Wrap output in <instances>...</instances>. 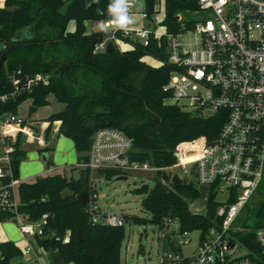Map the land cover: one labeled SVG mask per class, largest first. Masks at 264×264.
Here are the masks:
<instances>
[{
	"label": "trees",
	"instance_id": "trees-1",
	"mask_svg": "<svg viewBox=\"0 0 264 264\" xmlns=\"http://www.w3.org/2000/svg\"><path fill=\"white\" fill-rule=\"evenodd\" d=\"M64 1H3L0 55L4 53V60L0 65V94L13 89L11 78L19 87L36 73L46 75L47 82L37 80L29 90L0 103V113H16L17 106L27 99L34 107L46 105L47 96L51 94L64 106L45 119L49 123L44 131L49 132L52 122L59 121L56 133L71 139L78 163L87 159L92 132L103 126L115 127L130 136L133 141L130 157L155 166L174 162L172 152L179 141L198 135L211 138L216 134L224 121L225 110L200 116L166 102L171 94L164 85L172 67L165 62L163 36L155 38L150 34L147 44L142 45L119 28L87 33L84 20L94 22L106 18L111 0L89 5L85 0H72L61 15L57 9ZM154 2L143 0V12L148 19L154 12ZM163 8L160 24L166 32H173L178 27L177 13L195 9L196 1L163 0ZM69 20L75 22L72 31L66 29ZM111 31L115 37L131 43L132 48L121 50L115 46L109 52L95 50ZM145 56L158 64L146 62ZM63 65L66 69L60 71ZM12 145L9 163L0 176V190L12 178L18 179V164L25 156L20 133ZM117 173L104 170L106 178ZM88 178L89 170L79 167L76 177L61 172L36 176L31 182H19L16 213L29 222L46 215L42 232L34 233L33 237L38 246L56 250L62 263L120 264L123 226L91 223L84 205L73 202L78 193L88 191ZM134 191L145 194L141 205L150 218L124 216L125 220L138 224L149 221L162 229V219L171 217L177 219L180 231L205 230L213 223L216 202L212 193L207 195L204 214L189 211L188 202L198 196V189L190 181L173 183L167 173L157 172L152 187L142 184ZM261 208L262 204L256 213L258 217ZM9 219L15 221V213L0 208V221ZM246 242L256 250L250 235ZM0 250L3 264H9L11 258L20 254L10 240H0Z\"/></svg>",
	"mask_w": 264,
	"mask_h": 264
},
{
	"label": "built area",
	"instance_id": "built-area-1",
	"mask_svg": "<svg viewBox=\"0 0 264 264\" xmlns=\"http://www.w3.org/2000/svg\"><path fill=\"white\" fill-rule=\"evenodd\" d=\"M157 1L158 10H154L150 19L141 12L147 18L145 25L119 29L142 45L147 44L150 34L164 37L165 62L172 67L164 88L170 91L172 103L178 105L179 99H188L192 109L189 112L206 116L204 111L209 115L222 109L226 115L213 137L198 135L179 141L172 152L174 162L166 166L131 158L132 138L120 129L110 126L95 129L90 136L87 159L79 163L81 168L89 170L88 200L84 205L88 221L110 226H123L126 221L122 214L103 212L97 202L95 180L96 176L105 178L104 170H116L117 176L138 171L165 172L171 179L177 174L175 169L184 173L186 166L191 165L194 179L179 177L194 186H204L207 195L212 193L216 202L213 223L205 230L196 229V242L189 255L162 253L160 260L180 264H264V222H259L254 230L237 224L240 212L264 180V0H195V9L177 13L178 27L173 32H166L160 24L162 19L157 13L160 7L164 9L163 0ZM135 2L126 0L128 12ZM187 13L196 17H188ZM111 15L108 9L106 16ZM155 23L161 26V31L150 28ZM108 41L121 50L122 44L132 48L131 43L115 37L111 31L95 50H105ZM157 64L155 61L152 65ZM37 80L45 83L47 76L36 73L22 87L11 78L13 89L0 94V103L29 90ZM178 106L184 110L185 106ZM48 123L39 126L45 129ZM18 133L29 134L25 119L14 112L0 113L3 148L0 176L9 163ZM17 181L12 178L0 190V208L13 211L23 230L40 234L45 214L25 224V218L16 213L18 200L13 190ZM162 227L180 234V244L190 242L186 237L188 231L179 230L177 219L164 217ZM249 235L256 250L246 242ZM0 264H3L1 250Z\"/></svg>",
	"mask_w": 264,
	"mask_h": 264
},
{
	"label": "rangeland",
	"instance_id": "rangeland-1",
	"mask_svg": "<svg viewBox=\"0 0 264 264\" xmlns=\"http://www.w3.org/2000/svg\"><path fill=\"white\" fill-rule=\"evenodd\" d=\"M110 4L111 2L109 5ZM160 6H162V1L160 2ZM142 9L143 0H137V2L130 8V11L134 12L132 18L141 21V24L145 25L146 20L141 16L140 12ZM156 9L158 10L157 0L154 2V10ZM162 11L163 10L160 7V11L157 13L160 20L163 18ZM181 14H183V12ZM187 16L191 18L196 17L195 14L188 13ZM100 27L106 32L112 28V26H106L103 23L100 24ZM154 27L161 31V26L159 24H152L150 28ZM166 102L169 103L172 101L166 100ZM29 103L30 102L28 100H24L18 105L16 110L17 113L25 119L26 123H29V121H33L34 119L47 118L50 114L62 110L64 106L62 103L56 101L52 95H49L48 103L46 105L36 106L32 114L27 117V106L30 105ZM178 105L185 106L184 110L186 111H192L191 107L188 105V99H179ZM204 114L208 115V112L204 111ZM51 131L53 132V129H51ZM54 136H56V134ZM54 136L53 138L56 139L57 137ZM26 139L27 138L24 135L20 136V142L25 143L24 146L26 148V156H29L31 153H37V146L31 142H27ZM32 141L35 143V140ZM68 168V170H78L75 166ZM174 172L181 178L183 177L191 180L194 179L193 167L191 165L186 166L184 173L178 169H175ZM71 173H73L72 176L77 175L76 172ZM66 174L67 176H70V171H67ZM156 175L157 173H152L150 171H138L125 175V179H117V175H113L109 178L96 176L95 190L97 192V202L101 210L107 213L122 214L127 217L137 216L149 219L150 214L141 205V200L145 194L135 193L134 189L138 188L142 184L152 187ZM196 188L198 189V196L188 202V207L192 212H203L205 209L207 190L201 185H196ZM249 200L250 201H248L246 206L240 212V215L237 218V224L254 230L258 222H264V180L261 181ZM260 204H262V212L258 217L256 213ZM7 223L11 224L14 228H17L18 226L16 222L11 219L7 220ZM123 229L124 234L120 248V264H160V255L162 253H170L173 255L180 253L183 256H187L190 254L197 237L196 229L188 231L186 237L190 240V242L188 244H180V234L171 231L167 227L158 229L155 224L149 221H146L143 224H138L130 220H126L123 224ZM139 246L143 248L144 253L142 255H136V250ZM242 252L243 251L238 253ZM18 261L19 258H15L12 264H19L20 261ZM165 264L180 263L173 261L165 262Z\"/></svg>",
	"mask_w": 264,
	"mask_h": 264
},
{
	"label": "crops",
	"instance_id": "crops-1",
	"mask_svg": "<svg viewBox=\"0 0 264 264\" xmlns=\"http://www.w3.org/2000/svg\"><path fill=\"white\" fill-rule=\"evenodd\" d=\"M3 1L4 0H0V7L3 5ZM98 1L99 0H85L87 5L91 3H97ZM111 3H112V0H111ZM142 11L143 9L140 12ZM128 13L127 14L131 18L132 23L129 24L126 28H120V29H135V28H139L143 26V24H141V21H138L137 19L132 18L134 12L129 11ZM83 23L85 25L87 33L90 32L91 30L101 29L100 27L101 23H103L106 26H110V27L112 26L110 30H112L113 28H117L114 25L113 15H111L110 18L106 16V18L99 20V21H94V22H91L89 20H84ZM74 27H75V22L73 20H69L66 24V29L69 31H72ZM121 48L123 50L129 49L127 44H122ZM144 60L150 64H154L155 62L154 59L148 56H145ZM48 96H47V100H48ZM29 104L30 105L27 106V113L31 106V102ZM35 108L36 107H34V110ZM16 114H18L17 111H16ZM45 119L46 118L34 119L33 121H29L28 123L29 134L26 135V134L20 133V136L24 135L27 138L26 139L27 142H31L32 144H35L37 146V149H36L37 153H34V154L31 153L29 154V156H26V150H25L26 148L24 146L25 143L21 142V146L25 150V156L18 164L17 184L19 182H31L34 180L36 176L52 175V174L61 173V172H64L65 175L67 176L66 174L67 171H70L71 176L73 174L71 172L78 173L77 169L68 170L69 169L68 167H71V166H75L77 168L80 167L79 163L77 162V154L76 152H74L75 150L73 148V143L71 139H69L68 137L62 134L56 133V126L59 123V121H53L51 125L52 128H50L49 132H45L44 131L45 129L39 126L40 123L46 122ZM51 129H53V132L51 131ZM53 134L54 135L56 134V136H54ZM53 136L57 138L54 139ZM32 140H35V143ZM26 145H29V144H26ZM2 155H3V148L2 146H0V157ZM75 176H72V177H75ZM13 191H14L15 198L18 200L17 185H15ZM189 211L192 212L190 209ZM205 211H206V203H205V209L203 212H192V213L204 214ZM24 223L30 224L25 220H24ZM16 224L18 226L17 228H14L13 226H11V224L7 223V220L0 221V240H10L20 250V254L11 258L9 261V264H12L15 258H19V261H20V262L18 261L19 264H74V262L72 261L62 263L60 261L59 254L56 250L54 249L46 250L38 246L33 237V232L25 231L19 226L17 222ZM178 252H179V249H178Z\"/></svg>",
	"mask_w": 264,
	"mask_h": 264
},
{
	"label": "water",
	"instance_id": "water-1",
	"mask_svg": "<svg viewBox=\"0 0 264 264\" xmlns=\"http://www.w3.org/2000/svg\"><path fill=\"white\" fill-rule=\"evenodd\" d=\"M72 2V0H65L62 5L57 9V12L61 15H64L67 9V6ZM115 48V46L113 45V43L111 41L106 42L105 45V51L109 52L112 51ZM4 60V53H2L0 55V65L3 63ZM66 69V65H63L61 67H59L60 71H63ZM34 110V106H30L27 116H29L31 114V112ZM117 179H125V175H118L116 176ZM181 178L177 175V174H173L171 176V182L173 183H180L181 182ZM88 200V196H87V191H82L80 193L77 194V196L73 199V202L81 204V205H85L87 203ZM144 253L143 248L142 247H138L136 250V255H142Z\"/></svg>",
	"mask_w": 264,
	"mask_h": 264
},
{
	"label": "clouds",
	"instance_id": "clouds-1",
	"mask_svg": "<svg viewBox=\"0 0 264 264\" xmlns=\"http://www.w3.org/2000/svg\"><path fill=\"white\" fill-rule=\"evenodd\" d=\"M125 4L126 0H112V3L109 5V12L115 18L114 25L117 28H126L132 23L131 18L127 14L128 9L125 7Z\"/></svg>",
	"mask_w": 264,
	"mask_h": 264
},
{
	"label": "bare ground",
	"instance_id": "bare-ground-1",
	"mask_svg": "<svg viewBox=\"0 0 264 264\" xmlns=\"http://www.w3.org/2000/svg\"><path fill=\"white\" fill-rule=\"evenodd\" d=\"M182 12L180 11L178 14H181Z\"/></svg>",
	"mask_w": 264,
	"mask_h": 264
}]
</instances>
